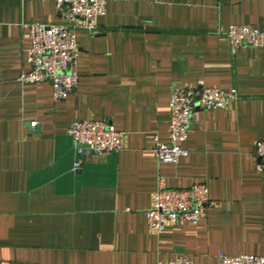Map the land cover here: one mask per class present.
Returning <instances> with one entry per match:
<instances>
[{
    "label": "crops",
    "instance_id": "0c3cea01",
    "mask_svg": "<svg viewBox=\"0 0 264 264\" xmlns=\"http://www.w3.org/2000/svg\"><path fill=\"white\" fill-rule=\"evenodd\" d=\"M56 0H0V264H167L185 257L264 256V45L236 56L233 25L264 33V0H109L95 33L75 30L77 89L56 101L31 71L23 23L60 24ZM237 89L227 108L196 112L178 164H162L174 88ZM76 121L107 122L122 150L79 158ZM82 161L75 171L76 161ZM161 180L204 183L198 225L151 230L147 212Z\"/></svg>",
    "mask_w": 264,
    "mask_h": 264
},
{
    "label": "built area",
    "instance_id": "2783aa9c",
    "mask_svg": "<svg viewBox=\"0 0 264 264\" xmlns=\"http://www.w3.org/2000/svg\"><path fill=\"white\" fill-rule=\"evenodd\" d=\"M109 0H56L64 22L60 24L23 23L25 38L31 41L26 51L27 63L31 71L21 76L23 83H50L56 101L68 98L78 87L79 75L75 72L79 48L75 30L78 27L95 33L99 18L107 13ZM233 56L244 47L260 48L264 45V33L257 27L233 25L227 32ZM237 89L224 91L218 88L176 87L170 98L171 123L168 142L156 139L153 153L162 164H178L189 152L183 147L196 123V112L213 111L227 108L239 102ZM76 155L81 159L89 154L104 157L122 150L123 135L107 122L76 121L70 131ZM259 159V169H264V141L255 148ZM76 161L74 170L82 167ZM210 199L204 183L189 189H172L161 180L153 197L147 219L152 231L162 233L170 225L186 222L198 225L206 214ZM219 264H264V256L243 255L219 256ZM164 264V263H161ZM167 264H195L179 257Z\"/></svg>",
    "mask_w": 264,
    "mask_h": 264
}]
</instances>
